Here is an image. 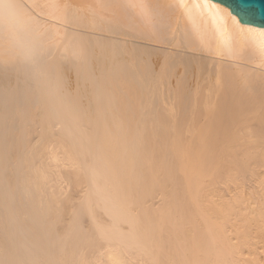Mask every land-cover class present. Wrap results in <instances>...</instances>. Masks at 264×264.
Instances as JSON below:
<instances>
[{
  "label": "bare ground",
  "instance_id": "6f19581e",
  "mask_svg": "<svg viewBox=\"0 0 264 264\" xmlns=\"http://www.w3.org/2000/svg\"><path fill=\"white\" fill-rule=\"evenodd\" d=\"M121 38L165 45L158 69ZM0 67V264H264L263 27L212 0H0Z\"/></svg>",
  "mask_w": 264,
  "mask_h": 264
},
{
  "label": "rangeland",
  "instance_id": "374dc122",
  "mask_svg": "<svg viewBox=\"0 0 264 264\" xmlns=\"http://www.w3.org/2000/svg\"><path fill=\"white\" fill-rule=\"evenodd\" d=\"M108 14H109V15H112V13H107V15H108ZM34 16H35L36 19L38 18L39 20L42 19V18H43V20H44V19L47 20V18L40 17L39 14H37V15L34 14ZM147 17H148V18H147ZM144 19H145V20H144ZM144 19H143V20H144L146 23H149V25L157 20V19L155 18V16H151V17H150V16H144ZM48 21H49V19H48ZM48 21H47V22H48ZM152 21H153V22H152ZM51 23H52V24L55 23V24L58 25L57 22L52 21V20H51ZM50 28H52V27H50ZM97 33H98V34H97ZM97 33H94V32L91 33V32H89V34H92V35H96V34H97V35H99V36H102V35H100L101 33H99V32H97ZM90 36H91V35H90ZM121 39H123L124 41H126V40L128 39L127 43H130V42L132 41V42H131L132 44H135V45H136V44L138 43V44H142V46H147L148 49L151 50V51L149 50V52H153V54H156V56H155V55H152V58H150V59H151V60L153 59V60L151 61V62H153V63H152L153 65L156 66V64H158V65L156 66V69H155V66L153 67V69H155V70L158 69V67H159V65H160V64H159L160 62L157 61V59L160 60V57H159V56H161L162 52L164 53V51L167 50V47H166L165 45L157 44V43L153 42L152 40H146V41L142 40V41H141V39H137V38H132L133 40H131V39H129V38H127V39H126V38H121ZM134 39H136V40L134 41ZM133 42H134V43H133ZM50 44H51V45H50ZM50 44L47 45V46H49V48L52 49L53 47H50V46H52V42H50ZM138 44H137V45H138ZM164 46H165V47H164ZM158 47H159V48H158ZM164 48H165V49H164ZM58 50H59V49H58ZM58 50H55V49H54V50L52 51V52H54V53H52V52L50 51V52L52 53V55H51L52 58H53L55 55L58 54V53H57ZM155 50H156V51H155ZM59 51H60V50H59ZM59 51H58V52H59ZM184 51H185L184 53H188V54H190V51H187V50H184ZM55 52H56V53H55ZM61 52H62V51H61ZM61 52H60V54H59V58L61 57L60 55H62L61 60H62V59L64 60V61L62 60V62H65V61L67 62L68 59H69V57L72 56V55H69V53H68V54H66V53L63 54V53H61ZM156 52H157V53H156ZM158 52H159L160 54H159ZM51 53H49V54H51ZM151 54H152V53H151ZM64 55H65V58H64ZM46 56H49V55L46 54ZM51 56L49 57V59L51 58ZM153 56H154V57H153ZM150 57H151V55H150ZM52 58H51V59H52ZM67 58H68V59H67ZM66 59H67V60H66ZM70 59H71V58H70ZM150 59H149V61H150ZM30 61H31V58H27L26 60H24L23 62H21V64H19V65H20V66H21V65H28V64L31 63ZM160 61H161V60H160ZM29 62H30V63H29ZM156 62H158V63H156ZM16 63H17V62H16ZM24 63H25V64H24ZM154 63H156V64H154ZM153 65H152V66H153ZM150 66H151V65H150ZM0 68H1V67H0ZM1 70H2V69H1ZM194 72H195V71H194ZM70 73H71V72L69 71L68 75H69L70 77H72V76H71L72 74L70 75ZM191 73H192V72H191ZM191 77H193V74L191 75ZM191 79L195 80L194 78H191ZM191 79H190V80H187V83H188L189 81H190V82L193 81V80H191ZM172 82H175V81L172 80ZM190 82H189V83H190ZM193 82H194V81H193ZM191 84H193V83L191 82ZM191 84H190V85H191ZM164 91H165V90H164ZM53 130H54V131H57V128L55 127V129H53ZM65 170H67V169H65ZM62 185H63V184H62ZM64 185H65L64 190L68 188L66 191H67L68 193H70V192H71V190H70L71 188H70V189H69V187L66 188V184H64ZM64 185H63V186H64ZM62 188H63V187H62ZM67 192H66V193H67ZM64 194H65V193H64ZM74 194H75V193H74ZM65 195H66V194H65ZM67 195H68V194H67ZM151 202H152V201H151ZM152 203L155 204V205H157V204H159V201H158V199L156 198V199H153V202H152ZM147 204L149 205V204H150V201H149ZM106 219H107V218H106ZM106 221H107V220H106ZM88 224H89V223H88ZM88 224L85 223L84 226H85V227H89Z\"/></svg>",
  "mask_w": 264,
  "mask_h": 264
},
{
  "label": "water",
  "instance_id": "95a60500",
  "mask_svg": "<svg viewBox=\"0 0 264 264\" xmlns=\"http://www.w3.org/2000/svg\"><path fill=\"white\" fill-rule=\"evenodd\" d=\"M234 13L241 23L264 28V0H212Z\"/></svg>",
  "mask_w": 264,
  "mask_h": 264
}]
</instances>
